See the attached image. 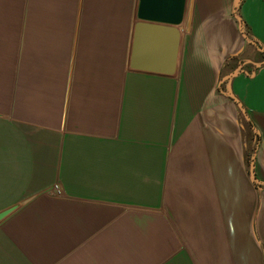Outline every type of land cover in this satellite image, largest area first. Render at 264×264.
<instances>
[{
	"label": "crops",
	"instance_id": "0c3cea01",
	"mask_svg": "<svg viewBox=\"0 0 264 264\" xmlns=\"http://www.w3.org/2000/svg\"><path fill=\"white\" fill-rule=\"evenodd\" d=\"M236 1L187 0L163 75L131 67L140 0H0V264H264V0L248 38Z\"/></svg>",
	"mask_w": 264,
	"mask_h": 264
},
{
	"label": "water",
	"instance_id": "95a60500",
	"mask_svg": "<svg viewBox=\"0 0 264 264\" xmlns=\"http://www.w3.org/2000/svg\"><path fill=\"white\" fill-rule=\"evenodd\" d=\"M187 0H140L131 67L134 70L174 75ZM17 207L0 213V223Z\"/></svg>",
	"mask_w": 264,
	"mask_h": 264
},
{
	"label": "trees",
	"instance_id": "16d2710c",
	"mask_svg": "<svg viewBox=\"0 0 264 264\" xmlns=\"http://www.w3.org/2000/svg\"><path fill=\"white\" fill-rule=\"evenodd\" d=\"M243 2H244V0H237L236 1V7H235V11H236V14H237V16L239 17V19H240V24L242 25V30H243V32H244V34H245V36L247 37L248 36V28H247V25H246V23L243 21V19H241V17H240V9H241V7H242V5H243ZM248 38V37H247ZM254 181H257V179L254 177ZM262 185V184H261Z\"/></svg>",
	"mask_w": 264,
	"mask_h": 264
}]
</instances>
